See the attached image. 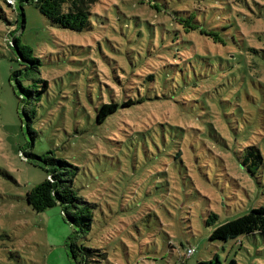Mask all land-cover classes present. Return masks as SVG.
I'll return each instance as SVG.
<instances>
[{
    "label": "rangeland",
    "instance_id": "obj_1",
    "mask_svg": "<svg viewBox=\"0 0 264 264\" xmlns=\"http://www.w3.org/2000/svg\"><path fill=\"white\" fill-rule=\"evenodd\" d=\"M152 1L99 0L93 27L73 31L28 2L22 28L20 0H0V264H76L61 207L26 199L47 177L28 153L48 151L80 167L75 186L95 204L86 264H264L263 234L211 240L206 223L264 206V0ZM14 37L49 81L39 100L10 81ZM127 83L145 101L96 123Z\"/></svg>",
    "mask_w": 264,
    "mask_h": 264
},
{
    "label": "trees",
    "instance_id": "obj_2",
    "mask_svg": "<svg viewBox=\"0 0 264 264\" xmlns=\"http://www.w3.org/2000/svg\"><path fill=\"white\" fill-rule=\"evenodd\" d=\"M5 1L17 10V0H13V3H10L8 0ZM98 1L20 0L21 11L18 13V18L21 16L22 28H24L26 20L23 3L28 2L33 3L45 17L57 26L73 31H84L93 27L92 16L94 12L92 7ZM149 2L157 6L156 1L149 0ZM192 17V15H189L185 21L192 19ZM194 27L199 28L200 31L206 30L198 27L195 23ZM211 33L212 36L217 37V32ZM10 43L16 47L18 58L21 60L22 65L21 68L12 71L10 74V81H16L14 91L17 97L24 101L31 99L39 100L49 87V81L40 75L41 61L34 56V52L29 45H20L17 37H14ZM149 77L153 80L154 76L150 74ZM116 81L121 83V80L117 78ZM140 86L143 85L134 83V86H131L127 83L122 87V102L115 98L102 102L96 108V123L103 124L109 117L112 116L113 118L115 115H119L121 107H131L143 103L146 97L140 94ZM129 92H132V94H129ZM136 92H139L138 96ZM109 97H112L110 93ZM28 117L30 118V116ZM30 122L31 118L27 126L33 138L35 132L32 130ZM249 155H254L253 150L249 152L248 157ZM254 156L262 158L260 152H257ZM28 160L34 166L43 168L47 173L45 179L27 191L26 199L28 203L38 212L57 205L61 207L64 220L74 228V233L66 240V247L76 264H86L88 253L93 252L94 249L78 244V239L81 236H85L92 228L95 204L81 196L75 186V179L80 167L67 159L57 157L53 151H48L41 155L30 152L28 153ZM216 218H218V215L211 212L206 219L207 225L214 227L209 236L211 240L235 239L244 234L257 232L264 235V206L254 207L243 215L214 225L217 222ZM190 247H187L185 252ZM185 255L181 257L182 262L191 256ZM211 262L212 264H222L217 257L212 259ZM203 263L209 264V262ZM227 264H238V262L232 258Z\"/></svg>",
    "mask_w": 264,
    "mask_h": 264
},
{
    "label": "built area",
    "instance_id": "obj_3",
    "mask_svg": "<svg viewBox=\"0 0 264 264\" xmlns=\"http://www.w3.org/2000/svg\"><path fill=\"white\" fill-rule=\"evenodd\" d=\"M10 3H13L14 1L13 0H8ZM195 252V248L194 247H190V248H188V250H187V256H189V255H192L193 253Z\"/></svg>",
    "mask_w": 264,
    "mask_h": 264
}]
</instances>
